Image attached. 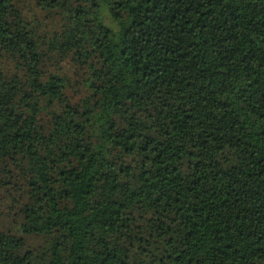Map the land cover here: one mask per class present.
I'll return each instance as SVG.
<instances>
[{
	"label": "trees",
	"instance_id": "16d2710c",
	"mask_svg": "<svg viewBox=\"0 0 264 264\" xmlns=\"http://www.w3.org/2000/svg\"><path fill=\"white\" fill-rule=\"evenodd\" d=\"M26 1L0 0L25 71L0 189L27 188L0 264H264V0H35L63 19L44 50Z\"/></svg>",
	"mask_w": 264,
	"mask_h": 264
},
{
	"label": "rangeland",
	"instance_id": "374dc122",
	"mask_svg": "<svg viewBox=\"0 0 264 264\" xmlns=\"http://www.w3.org/2000/svg\"><path fill=\"white\" fill-rule=\"evenodd\" d=\"M21 11L25 20L38 23V35L41 48L44 50L47 40L52 37L53 34L58 33L62 28L60 21L63 20L61 15L57 12H48L36 6L35 0H27L21 5ZM19 61L16 58H12L9 55L0 53V75L5 77H24L25 71L19 65ZM49 70L55 71L56 66L51 65ZM61 71L69 75L72 86H69L67 94L72 97L73 100H77L79 96L83 95V92H79L77 85L74 84V68L68 61L61 62ZM5 160L0 158V168L4 167ZM8 166V165H6ZM12 169L14 176V185H10L0 189V228L8 233H17V227L19 226L22 215L21 206L26 197V185L25 178L18 173L17 170ZM27 247L40 243V240L34 237L26 238Z\"/></svg>",
	"mask_w": 264,
	"mask_h": 264
}]
</instances>
